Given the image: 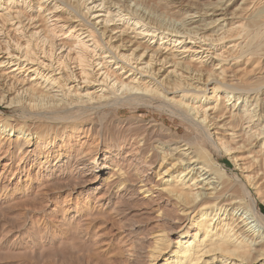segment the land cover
<instances>
[{
    "label": "bare ground",
    "instance_id": "6f19581e",
    "mask_svg": "<svg viewBox=\"0 0 264 264\" xmlns=\"http://www.w3.org/2000/svg\"><path fill=\"white\" fill-rule=\"evenodd\" d=\"M238 2L0 0V102L37 120L0 114V205L55 194L50 243L94 240L76 264H264V0ZM154 101L185 133L119 129Z\"/></svg>",
    "mask_w": 264,
    "mask_h": 264
},
{
    "label": "rangeland",
    "instance_id": "374dc122",
    "mask_svg": "<svg viewBox=\"0 0 264 264\" xmlns=\"http://www.w3.org/2000/svg\"><path fill=\"white\" fill-rule=\"evenodd\" d=\"M209 1L214 4L217 0ZM241 1L242 0H235V2H238L239 4ZM173 111L174 109L169 105L163 104L159 101H154L152 104L142 102L138 105H127L120 108L119 116L125 123L124 125L119 124L118 127L119 129L124 130L126 127L133 124V129L136 132L138 131L137 133L149 134L146 138L149 141V145H152L153 139L156 138L163 141L168 138L172 132L174 134L175 130L178 131V134L185 133V121L178 115L174 114ZM2 113L12 122L15 121L18 124L20 123L21 125L27 126L33 131L37 127V120L31 118L33 116L32 114H23L22 111H15V108L7 107L4 103L0 102V114L2 115ZM137 118H141L145 121L137 123ZM41 122L44 123V121ZM150 123L155 124L156 126L147 129L152 125ZM115 125L116 123L114 126ZM170 130H172V132ZM17 152L18 150H15V157L11 160L13 166L12 173L21 169V175L18 176L23 180L27 174L25 171L26 166L19 161V155ZM215 154L219 162L226 167L229 175L233 178H236L237 176L242 178L241 172L235 168L230 157L224 151L216 150ZM3 156L5 155L3 154L0 156V158H2L0 160V173L10 158H3ZM150 159V162L153 163L151 173H154L158 170V164L161 162L158 154L157 157L156 154L152 155ZM144 169L147 171L148 168ZM20 171H18V174ZM150 178L153 181L157 180V177L154 175L150 176ZM22 188L25 189V187ZM30 191H32V189ZM66 194L68 193L66 192L65 195ZM54 199L55 194H46V196L40 198L37 205V200H34L31 194L27 197L19 195L16 200L8 204L0 205V264H56L57 255L60 257V262L57 264H62V262L69 263L71 261L76 264L77 258L81 257L87 250H94L92 245H88L89 242H94V240L88 237L87 239H83L80 244L83 251H79L80 246H78L79 249H77L70 243L61 242V239L58 240V243H50V237H52L54 232L52 231L53 229L49 227V224L45 225V223L49 216H52V209L55 208ZM257 205L259 208L264 209V204L258 202ZM102 224L103 225L100 226L99 230L96 228L97 232L99 231V233H97L98 237H96L98 241L101 239L99 236L103 233L102 231L110 227L112 222L104 220ZM40 236L42 237L41 240L43 242L40 244L41 246L38 245L37 241ZM46 239L47 241L45 242ZM97 247H99V245H97ZM80 262L87 264V261L83 258H80Z\"/></svg>",
    "mask_w": 264,
    "mask_h": 264
},
{
    "label": "trees",
    "instance_id": "16d2710c",
    "mask_svg": "<svg viewBox=\"0 0 264 264\" xmlns=\"http://www.w3.org/2000/svg\"><path fill=\"white\" fill-rule=\"evenodd\" d=\"M261 210H262V212H263V214H264V209L261 208Z\"/></svg>",
    "mask_w": 264,
    "mask_h": 264
}]
</instances>
